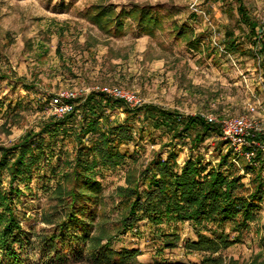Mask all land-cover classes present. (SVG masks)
Here are the masks:
<instances>
[{
    "label": "trees",
    "instance_id": "obj_1",
    "mask_svg": "<svg viewBox=\"0 0 264 264\" xmlns=\"http://www.w3.org/2000/svg\"><path fill=\"white\" fill-rule=\"evenodd\" d=\"M222 1L229 4V13L234 9L237 23L246 28L242 31L246 49L228 30L223 50L229 56L249 54L264 78V17L263 22L252 20L242 0ZM90 11L89 22L113 36H122L123 20H129L140 34L152 37L156 31L164 32L166 21L173 16L161 6L148 5H131L118 13L111 5H97ZM169 26L170 36L183 42L188 50L204 53L192 29L184 24ZM205 54L210 56L212 52ZM4 81L15 83L0 72V83ZM0 114L15 115L1 97ZM156 132L166 140L161 141L165 157L154 153L141 161L143 140L153 143ZM219 138V128L200 115H183L154 104L129 108L123 101L94 92L75 100L71 113L60 119L50 116L26 131L18 142L0 146V264H25L31 240L43 253V260L48 257L49 261H60L63 252L74 255L82 244L95 264H128L139 252L115 251L110 245L143 220L155 228L189 223L196 241L186 242L184 249L203 253L199 264H224L215 254L240 242L264 202V152L255 147L250 162L236 158L235 164L226 143ZM211 139L219 140L214 141L215 163L205 161L199 153V148ZM64 143L71 145L70 151L64 149ZM251 143L264 148V134L251 138ZM130 144L135 147L132 151L124 149ZM182 147L188 153L180 165L176 159ZM119 166L126 168L124 186L112 193L117 213L111 221L101 213L103 190L96 171ZM244 178L248 179L247 185ZM34 179L54 182L48 194L53 213L40 215L42 222L51 225L49 230L30 235L22 228L16 199L22 194L19 185L27 188ZM226 226L228 233L224 232ZM261 232L264 249V225ZM160 238L159 253L176 248L179 242L175 234ZM251 264H264V258H256Z\"/></svg>",
    "mask_w": 264,
    "mask_h": 264
},
{
    "label": "rangeland",
    "instance_id": "obj_2",
    "mask_svg": "<svg viewBox=\"0 0 264 264\" xmlns=\"http://www.w3.org/2000/svg\"><path fill=\"white\" fill-rule=\"evenodd\" d=\"M242 1L249 14L262 21L264 0ZM97 5H111L116 13L131 5L161 6L173 16L166 21L165 31H156L152 37L140 34L129 20H123L124 34L113 36L89 22L91 7ZM171 23L192 29L194 36H199L204 53L190 51L170 36ZM228 29L242 38L235 12L229 13V5H222L220 0H0V72L15 82L0 83L5 107L10 104L15 110L13 116L0 114V146L18 142L26 131L50 117V97L59 91L85 92L97 86L121 87L133 92L143 104L183 115L237 117L252 105L257 119L264 120V82L249 54L225 53L223 37ZM207 51L212 54L206 55ZM22 84L33 88L26 90ZM153 141L143 140V150H139L141 161L154 153L165 157L166 148L162 149L161 141L166 140L156 132ZM214 141L219 140H208L199 148L204 160L213 163L217 160ZM63 145L65 150H71V145ZM134 148L130 144L124 149ZM187 153L186 147L179 149L178 164L185 161ZM52 162L56 163L55 158ZM125 170L119 166L96 171L103 190L101 213L111 221L117 213L112 193L116 187L124 186ZM243 183L247 185L248 179L244 178ZM53 187V181L37 179L27 188L18 187L22 192L16 199L18 216L23 230L30 235L43 234L51 228L41 221L40 215L47 217L53 213V203L48 198ZM263 225L264 202L256 220L240 236V242L215 256L221 257L224 264H251L256 258H264L260 242ZM224 232H229L228 226ZM163 234L178 235L179 242L176 248L159 253L157 245ZM188 241H196L189 223L155 228L143 220L110 246L115 251L137 250L139 254L128 264H199L204 254L186 251L184 244ZM30 243L25 264H95L82 244L74 255L65 251L62 260L49 261L48 257L42 259L43 253L34 240Z\"/></svg>",
    "mask_w": 264,
    "mask_h": 264
},
{
    "label": "built area",
    "instance_id": "obj_3",
    "mask_svg": "<svg viewBox=\"0 0 264 264\" xmlns=\"http://www.w3.org/2000/svg\"><path fill=\"white\" fill-rule=\"evenodd\" d=\"M100 93L107 99L123 101L129 108H139L143 102L131 91L116 86H97L90 91L66 90L59 91L49 100L50 115L56 119L69 114L73 110V102L84 98L88 93ZM207 123L216 125L220 132V141L226 143L230 150L233 162L236 164V158H244L250 162L254 156V149L262 148L258 144H252L251 138L264 134V120L257 119L256 108L248 106L245 114L237 117L219 118L214 115H200Z\"/></svg>",
    "mask_w": 264,
    "mask_h": 264
},
{
    "label": "crops",
    "instance_id": "obj_4",
    "mask_svg": "<svg viewBox=\"0 0 264 264\" xmlns=\"http://www.w3.org/2000/svg\"><path fill=\"white\" fill-rule=\"evenodd\" d=\"M221 2H222V5H224L225 3L222 1V0H220ZM243 2V1H242ZM244 4V3H243ZM226 5H229V4H226ZM245 6V5H244ZM230 7V6H229ZM233 7V6H232ZM247 9V8H246ZM233 11H234V9H233ZM235 12V11H234ZM247 12H248V10H247ZM235 15H236V13H235ZM248 15L252 18V20H255L250 14H249V12H248ZM264 17V16H263ZM236 19H237V15H236ZM255 21H258V20H255ZM258 22H263V19H262V21H258ZM238 24V23H237ZM238 26H239V30H240V32H241V35H242V38L240 37V36H238V35H235V36H237L238 38H240V40L242 41V42H244L245 43V39H244V35H243V32L242 31H245L246 30V28L243 26V25H240V24H238ZM244 28V29H243ZM228 30H230V29H228ZM228 30H226V31H228ZM225 31V32H226ZM232 31V30H231ZM225 32H224V34H225ZM233 32V31H232ZM224 38V37H223ZM253 60V59H252ZM254 62V61H253ZM256 66H257V64H256ZM257 70H258V68H257ZM259 71V70H258ZM259 75H260V72H259ZM260 77H261V79H262V81L264 82V78L260 75ZM263 86H264V83H263Z\"/></svg>",
    "mask_w": 264,
    "mask_h": 264
}]
</instances>
